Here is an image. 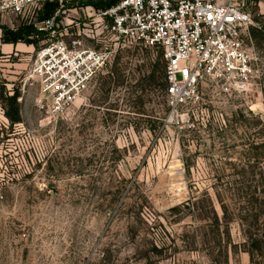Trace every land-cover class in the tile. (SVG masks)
Masks as SVG:
<instances>
[{"label":"rangeland","instance_id":"obj_1","mask_svg":"<svg viewBox=\"0 0 264 264\" xmlns=\"http://www.w3.org/2000/svg\"><path fill=\"white\" fill-rule=\"evenodd\" d=\"M82 2L71 0L56 33L35 46L4 44L2 28L32 25L43 12L30 22L0 10V264H264V34H251L264 28V1L249 6V91L204 86L199 102L172 115L162 50L119 46L89 89L52 116L34 78L36 53L69 42L77 22L87 32ZM93 20L101 35L86 47L114 48ZM16 109L13 125L7 112ZM245 230L261 243H248Z\"/></svg>","mask_w":264,"mask_h":264},{"label":"built area","instance_id":"obj_2","mask_svg":"<svg viewBox=\"0 0 264 264\" xmlns=\"http://www.w3.org/2000/svg\"><path fill=\"white\" fill-rule=\"evenodd\" d=\"M70 2L4 0L0 10L31 22L46 4H56L54 17L32 24L39 32L50 35L56 33L59 13ZM251 3L252 0H118L106 9L81 8L78 21L81 19L88 27L87 32L81 33L77 22L78 32L71 33L69 42H46L36 53L33 73L47 102V112L52 116L65 114L112 62L119 46L162 50L172 115L199 102L204 86L224 96L249 91L255 72L246 45L253 25ZM94 17L104 26L102 33L114 36V48L86 47V42L99 41L101 35L93 34Z\"/></svg>","mask_w":264,"mask_h":264},{"label":"trees","instance_id":"obj_3","mask_svg":"<svg viewBox=\"0 0 264 264\" xmlns=\"http://www.w3.org/2000/svg\"><path fill=\"white\" fill-rule=\"evenodd\" d=\"M118 0H88L82 2L83 6H93L96 9H106L109 8L117 3ZM58 11V6L56 4H46L42 15L39 17V22H43L45 20H49L55 16L56 12ZM2 42L4 44H12L17 45L19 43H24L27 45H37L38 43L42 42L45 37L48 36L47 33H41L34 25H23L19 27L17 30H10L8 28H2ZM251 34L256 38L258 35L264 34V28L259 26V28H254L251 30ZM164 79H166V72L163 74ZM153 78L156 79L154 75ZM167 88V82L164 83V87ZM18 96L15 95L7 100L11 105L16 104ZM7 117L11 121V123L19 124L21 123V117L18 109L15 110L12 114L7 112ZM245 234L247 238V242L254 240V235L248 234V230H245ZM259 235V233H257ZM255 238H258L256 236ZM261 243L258 239L253 241V244ZM251 255L253 254L250 252Z\"/></svg>","mask_w":264,"mask_h":264},{"label":"crops","instance_id":"obj_4","mask_svg":"<svg viewBox=\"0 0 264 264\" xmlns=\"http://www.w3.org/2000/svg\"><path fill=\"white\" fill-rule=\"evenodd\" d=\"M262 1H264V0H262Z\"/></svg>","mask_w":264,"mask_h":264}]
</instances>
